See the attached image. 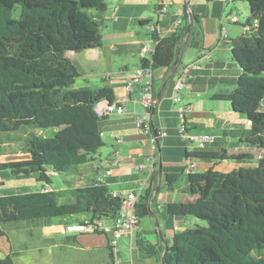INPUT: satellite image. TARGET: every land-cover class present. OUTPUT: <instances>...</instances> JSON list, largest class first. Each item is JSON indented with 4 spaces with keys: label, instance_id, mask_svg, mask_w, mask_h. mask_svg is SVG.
I'll use <instances>...</instances> for the list:
<instances>
[{
    "label": "trees",
    "instance_id": "obj_1",
    "mask_svg": "<svg viewBox=\"0 0 264 264\" xmlns=\"http://www.w3.org/2000/svg\"><path fill=\"white\" fill-rule=\"evenodd\" d=\"M246 3L251 31L233 42L232 60L243 70L236 89L213 99L231 103L235 113L250 122L249 135L264 139V0H232ZM108 0H0V144L3 136L32 128L28 142L31 158L1 162L0 170L14 175L38 174V181L51 184L46 174L67 173L89 162V156L105 146L101 116L96 105L114 102L110 88L74 89L79 72L68 53H82L102 45L101 14ZM189 21L198 17L184 8L181 30L160 42L152 60L143 66L172 68L177 51L189 42ZM156 133V131H154ZM50 134V135H49ZM264 146V143L262 144ZM198 160L224 161L237 158L227 151H197ZM184 175L190 181L193 202L171 203L170 215L206 221L177 232L165 258L166 264H264V157L255 167L224 173L167 174L172 188ZM149 189L137 205L139 217L149 215L153 198ZM75 201L61 203V193L38 191L0 196V237L3 224L42 218L88 215L114 221L122 199L113 197L105 184L77 188ZM142 207V209H141ZM139 249L153 257L157 251L137 237ZM0 264H13L10 256Z\"/></svg>",
    "mask_w": 264,
    "mask_h": 264
},
{
    "label": "crops",
    "instance_id": "obj_2",
    "mask_svg": "<svg viewBox=\"0 0 264 264\" xmlns=\"http://www.w3.org/2000/svg\"><path fill=\"white\" fill-rule=\"evenodd\" d=\"M168 1V13L161 18L157 12L158 0H108V9L101 14L104 19L100 29L102 45L82 53H68L78 69V79L83 81L78 90L110 88L114 93L113 103L126 107L125 114L101 116L105 146L91 154L88 163L61 174L65 176L63 185H53L54 177L60 174L51 170L46 173L51 184L38 181V174L14 175L10 170H0V196L38 192L49 187L61 193V203H72L77 188L100 183L121 197L131 192L140 193L141 202L146 192L153 189V198L148 204L149 215L140 217V228L135 235L119 242L118 264H163L175 234L198 223L191 217L168 213L169 204L193 202L198 197L190 193L192 185L185 175L172 188L166 180L167 174H182L187 165L188 143L180 132V106L189 109L186 125L190 131L214 137L208 150L227 151L229 155L237 156L233 161L242 165L240 162L262 158L258 151L264 149V139L249 135L250 122L235 113L231 103L213 99L217 94L232 93L243 74L231 54L233 42L251 31L246 24L250 10H242L241 16L237 13L240 10L234 9L237 4L233 5L232 0ZM185 6L199 22L192 24L189 42L181 48L176 73L165 86L173 66L170 69L152 68L156 99L153 138L137 126L136 119L145 108L137 100L138 87L130 92L128 86L143 61L152 60L151 54L145 51L147 47H155L156 36L151 26L160 24L166 29L179 17L183 20ZM232 13L237 14L238 22L229 21ZM224 34L227 39L223 38ZM169 37L171 35L166 36ZM198 61L200 66L192 71L181 103H175L174 85L180 68ZM100 103L106 108L110 102L103 100ZM33 133L42 134L30 128L9 135L14 140L5 138L0 144V161L30 159L28 137ZM196 163L194 173L210 169L222 172L219 168H226L230 161L197 160ZM87 218L88 215H76L58 218L57 222H53V218H42L3 224L5 235L0 237V259L10 256L13 264H114L111 234L63 233L64 226ZM107 223L111 225L113 221L107 220ZM137 237L153 245L158 256L142 252L137 246Z\"/></svg>",
    "mask_w": 264,
    "mask_h": 264
},
{
    "label": "built area",
    "instance_id": "obj_3",
    "mask_svg": "<svg viewBox=\"0 0 264 264\" xmlns=\"http://www.w3.org/2000/svg\"><path fill=\"white\" fill-rule=\"evenodd\" d=\"M170 3L168 0H158V15L163 18L167 15ZM229 21L236 23L239 18L237 14H231L229 16ZM183 24L182 17H179L168 28L163 29L160 24H154L151 26L153 34L156 36L154 38L155 47L151 49L150 47L145 48L146 52L151 54L153 57L157 46L160 42L166 39L167 35H174L181 30ZM224 39H227V35H223ZM200 61L195 63H190L183 65L180 68L179 77L174 85V95L173 101L180 104L182 101V92L187 88L191 73L194 69L199 68ZM138 87V102L145 108V112L138 116L136 119L137 126L142 132H147L153 135L155 138V130L153 126V111L156 106V99L154 97V84H153V72L151 65L141 66L134 73L133 78L129 82L128 89L130 92ZM96 111L100 116H105L109 114L122 115L126 113V107L117 103H109L106 108L101 106V103L96 105ZM189 109L185 106L179 107L180 114V132L185 141H187L188 146L186 149V168L184 172L186 174H193L197 168V160L193 154L197 151L205 150L209 144L214 142V137L201 134L198 132H192L186 125V113ZM117 164V163H115ZM142 169L143 166H140ZM111 174V171L108 172ZM43 191L50 192L51 188L46 187ZM113 197L121 198L122 204L119 210L118 216L113 221V224L109 225L106 219L103 218H87L84 221L77 224H69L64 226L63 233H98V234H111V250L113 255L114 264L119 262V242L122 238L127 236H133L139 230L141 219L137 214V205L140 199V193L131 192L125 196H119L116 193H111Z\"/></svg>",
    "mask_w": 264,
    "mask_h": 264
},
{
    "label": "rangeland",
    "instance_id": "obj_4",
    "mask_svg": "<svg viewBox=\"0 0 264 264\" xmlns=\"http://www.w3.org/2000/svg\"><path fill=\"white\" fill-rule=\"evenodd\" d=\"M249 6H248V4H246V3H242V2H240V3H238L237 5H236V7H234V9H239L240 11L239 12H237V13H239L241 16H242V14H241V12H242V10H244V11H247L249 8H248ZM238 14V15H239ZM83 81L82 80H77L76 81V83L73 85V88L74 89H77V88H79V87H81V85H83V83H82ZM28 129H30V128H28ZM11 135V134H10ZM42 135V134H41ZM50 135V134H49ZM8 137V135H4L3 136V140L5 139V138H7ZM259 152V154H258V156H261V157H264V149H261V150H259L258 151ZM218 163H221V161H217ZM257 162H258V160H247V161H244V162H240L242 165H238L237 163H236V161H233V160H231L230 161V163L228 164V165H226L225 167L226 168H224V167H220L219 169L222 171V172H224V173H229V172H232L234 169H238V168H250V167H255L256 165H257ZM223 168V169H222ZM6 171H9V170H6ZM54 178H56V179H54L53 180V185H55V186H58V185H63V178H65V176H59V177H54ZM54 219V221L53 222H57V220L56 219H58V218H53ZM198 224L199 225H201V226H207L208 225V223L206 222V221H198ZM261 257H264V250L262 251V253H261V255H260Z\"/></svg>",
    "mask_w": 264,
    "mask_h": 264
},
{
    "label": "water",
    "instance_id": "obj_5",
    "mask_svg": "<svg viewBox=\"0 0 264 264\" xmlns=\"http://www.w3.org/2000/svg\"><path fill=\"white\" fill-rule=\"evenodd\" d=\"M191 26H192V22L189 23L188 25V29H187V34H190V31H191ZM180 52H181V48L177 51V54H176V59H175V62L173 64V68L171 70V74L169 76V78L167 79V82L165 84V86L167 85V83L169 82V80L171 79V77L176 73L177 71V68H178V64H179V56H180ZM164 86V87H165ZM161 94L159 95V98H160ZM227 161V160H226ZM58 174H62V173H58ZM159 189L157 190V193H158ZM163 264H166L165 261H163Z\"/></svg>",
    "mask_w": 264,
    "mask_h": 264
}]
</instances>
